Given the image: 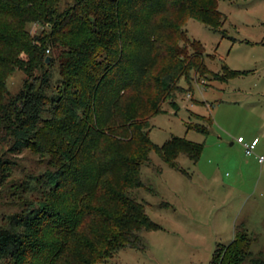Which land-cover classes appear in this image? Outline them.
<instances>
[{
    "label": "trees",
    "instance_id": "obj_1",
    "mask_svg": "<svg viewBox=\"0 0 264 264\" xmlns=\"http://www.w3.org/2000/svg\"><path fill=\"white\" fill-rule=\"evenodd\" d=\"M218 1L74 0L60 9V0H0V141L12 155H46L50 167L37 181L40 199L0 225V264H98L146 250L141 233L160 226L132 196L149 189L142 166L154 152L186 174L178 157L195 163L203 149L181 137L154 144L150 119L165 102L178 108L182 78L208 73L185 25L219 29ZM30 24L40 30L30 33ZM16 70L25 78L9 95ZM14 165L0 159V187ZM251 242L236 232L212 264H264Z\"/></svg>",
    "mask_w": 264,
    "mask_h": 264
},
{
    "label": "rangeland",
    "instance_id": "obj_2",
    "mask_svg": "<svg viewBox=\"0 0 264 264\" xmlns=\"http://www.w3.org/2000/svg\"><path fill=\"white\" fill-rule=\"evenodd\" d=\"M73 2L60 0L59 8ZM218 10L225 17L219 29L194 19L185 25L187 37L204 49L208 73L182 78L184 92L175 94L178 108L165 102L163 113L150 119L154 144L185 138L203 145L200 157L194 163L180 155L183 174L150 153L151 163L141 168L149 189H135L132 196L160 228L141 233L145 251L124 249L98 264H212L216 247L227 246L236 232H246L250 251L264 260V164L255 157L264 155V0H219ZM28 29L34 34L40 27ZM24 78L19 70L9 74V95L19 91ZM238 136L259 140L255 155L244 153ZM8 147L0 141V159L15 163L0 187V225L40 199L37 181L50 171L46 155L30 150L12 155ZM223 252L218 247L215 262Z\"/></svg>",
    "mask_w": 264,
    "mask_h": 264
},
{
    "label": "built area",
    "instance_id": "obj_3",
    "mask_svg": "<svg viewBox=\"0 0 264 264\" xmlns=\"http://www.w3.org/2000/svg\"><path fill=\"white\" fill-rule=\"evenodd\" d=\"M236 142L243 148L246 155H254L258 139L255 138L251 141H245L244 138L238 137ZM256 158L259 164H264V155L256 156Z\"/></svg>",
    "mask_w": 264,
    "mask_h": 264
},
{
    "label": "crops",
    "instance_id": "obj_4",
    "mask_svg": "<svg viewBox=\"0 0 264 264\" xmlns=\"http://www.w3.org/2000/svg\"><path fill=\"white\" fill-rule=\"evenodd\" d=\"M238 137H241V136H238ZM238 137H237V138H238ZM256 139H257V138H256ZM236 143H237V142H236ZM258 144H259V140H258ZM258 144H257V145H258ZM256 147H257V146H256ZM254 155H255V153H254ZM256 156H257V155H255V157H256ZM256 159H257V158H256ZM260 165H261V164H260Z\"/></svg>",
    "mask_w": 264,
    "mask_h": 264
},
{
    "label": "water",
    "instance_id": "obj_5",
    "mask_svg": "<svg viewBox=\"0 0 264 264\" xmlns=\"http://www.w3.org/2000/svg\"><path fill=\"white\" fill-rule=\"evenodd\" d=\"M48 60H49V58H47V60H46V61L48 62Z\"/></svg>",
    "mask_w": 264,
    "mask_h": 264
}]
</instances>
